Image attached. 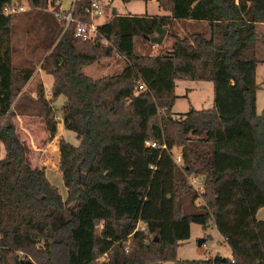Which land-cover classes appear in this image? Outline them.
Masks as SVG:
<instances>
[{"label": "trees", "instance_id": "16d2710c", "mask_svg": "<svg viewBox=\"0 0 264 264\" xmlns=\"http://www.w3.org/2000/svg\"><path fill=\"white\" fill-rule=\"evenodd\" d=\"M16 1L0 0V255L13 264H46L34 253L41 244L51 259L62 245L66 264H264V220L256 218L264 207V112H256L255 75L264 63V34L257 30L264 0H155L161 9L163 1L169 4L170 13L111 14L95 40L76 37L73 22L64 29L65 20L40 12L47 52L41 70L53 78L49 97L42 82L27 95L33 68H14L18 13L4 7ZM27 1L59 11L57 0ZM88 3L75 2L74 19H88ZM178 21L202 28L173 34L170 50L135 53L136 36L153 44L159 29ZM112 54L125 59L119 74L92 79L82 73V66ZM179 80L211 82L213 107L175 115ZM60 96L64 129L78 141L60 137L59 157L54 146L65 198L45 167L31 164L13 122L35 115L52 140ZM191 176L202 178L200 194ZM65 215L56 240L50 220ZM192 223L213 224L230 257L178 259Z\"/></svg>", "mask_w": 264, "mask_h": 264}, {"label": "rangeland", "instance_id": "374dc122", "mask_svg": "<svg viewBox=\"0 0 264 264\" xmlns=\"http://www.w3.org/2000/svg\"><path fill=\"white\" fill-rule=\"evenodd\" d=\"M61 8L66 10L69 8L71 0H60ZM102 5L105 7L106 17H99L96 23H103L105 19H108L112 14V10L115 9V14L127 15V14H148V15H167L169 14V4L163 1L165 8L161 9L155 0L143 1V0H131L124 2L122 0H102ZM18 7H22L23 11L14 15L13 35H12V46L13 55L12 61L14 68L26 69L33 68L34 75L31 81L27 84L26 93L27 95H34L37 85L41 82L39 78V70H41V64L43 63L47 52L43 49V39L45 36L44 28L41 26V19L38 13L43 12L52 15L50 21H56L54 14L50 12L51 7H40L33 8L28 4L27 0H17L14 2ZM201 25H194L187 23L186 21H178L173 23L172 27L166 31L165 36L161 44H150L144 42L142 36H136L134 38L135 53L139 55L144 54H159L163 51L170 50L173 42L172 35L178 34L180 37L185 36L193 32L194 30L201 29ZM258 34H264V23L257 24ZM158 33H155L157 36ZM264 38V35H263ZM104 44H107L104 42ZM125 66V59L119 57L117 54H112L108 57H101L98 61L88 65H84L81 68L83 74L89 76L92 79H99L104 77H110L119 74ZM256 83L258 89L256 90V112H264V63H260L256 68ZM52 79L51 75H48ZM175 94L177 96L173 112L175 115L187 112L190 107L196 109L211 108L213 107V88L212 83L208 81H191V80H179L176 82ZM64 96H60L56 102L55 107L57 111L55 113L56 120L62 118V111L60 109ZM61 114V115H60ZM4 122V119H0V124ZM16 133L19 139L24 142L30 148V160L33 166H45L47 162L51 165L54 163V156L50 153V146L47 145V137L43 132L44 127L42 126L40 119L35 116H20V118L13 120ZM65 139L77 145L78 141L75 134L71 131H66ZM2 144L0 143V157L2 155L1 150ZM45 148L47 151H40ZM46 152V153H45ZM172 153H179V148L174 147ZM47 154L48 159L45 156ZM49 154V155H48ZM60 155V154H59ZM46 176L49 181L55 185L62 197H65L66 191L63 185L62 176L59 168L51 166L46 169ZM200 194V193H198ZM204 203L202 198H198L195 204L202 205ZM68 216H55L50 220L52 229L56 232V240H59L62 233V227ZM256 218L264 220V207L256 214ZM203 239L204 242L201 246H198V240ZM221 235L213 227V224H209L208 227L203 228L199 224L192 223L190 225V236L187 240L183 241L176 250V256L178 259L193 260V259H204L210 258L217 254L219 250L220 255H229L230 249L222 243ZM34 253L37 255L41 262L46 264H66L65 253L62 245L56 247L53 259L48 258L43 254L41 244L37 245L34 249ZM18 256L24 254L19 252ZM0 264H13L11 256L0 255ZM169 264V263H167Z\"/></svg>", "mask_w": 264, "mask_h": 264}, {"label": "built area", "instance_id": "2783aa9c", "mask_svg": "<svg viewBox=\"0 0 264 264\" xmlns=\"http://www.w3.org/2000/svg\"><path fill=\"white\" fill-rule=\"evenodd\" d=\"M76 1L77 0H71L69 8L64 10L61 8V1L57 0L56 4L59 5V11H55L54 8L51 7L50 12H52L58 20H62V19L65 20L64 29L70 22H73L74 23L73 32L76 37H80L84 40H95L96 38H98V36H100L98 26L102 24V23H96V20L99 17H106L105 7L101 3L102 0H89V3L85 8V13L88 17L87 20H76L73 18L72 12ZM22 11L23 8L18 7L16 4L7 5L4 7V13L6 14H16ZM142 87L143 86L140 85L139 88L141 89ZM145 145L156 147V143L153 141H145ZM173 157H174V162L179 165L181 163L180 153L174 154ZM188 180L192 188L197 193H200L202 189V178L191 176L188 178Z\"/></svg>", "mask_w": 264, "mask_h": 264}, {"label": "crops", "instance_id": "0c3cea01", "mask_svg": "<svg viewBox=\"0 0 264 264\" xmlns=\"http://www.w3.org/2000/svg\"><path fill=\"white\" fill-rule=\"evenodd\" d=\"M187 23H190L189 21H186ZM257 68V67H256ZM39 71H41V72H39V78L41 79V82L43 83V86H44V89H45V94H46V96L47 97H49V94H50V90H51V86H52V82H53V78L52 79H50L49 78V74H47V73H45L44 71H42V70H39ZM52 77V76H51ZM31 81V80H30ZM29 81V82H30ZM28 82V83H29ZM177 82V81H176ZM27 83V84H28ZM27 86V85H26ZM176 101V100H175ZM174 105H175V103H174ZM174 107V106H173ZM62 113V112H61ZM61 115V114H60ZM18 118H20V116H18ZM58 121V124H57V134H56V136L52 139V140H48V134H47V132H46V130L44 129L43 130V132L45 133V136L47 137V145H49L50 146V153L49 154H53L52 155V158H53V156H54V158H55V155H54V146H55V142H57L56 143V145H57V151H58V157H59V138L60 137H65V133H66V130L64 129V126H63V121H62V118H59V120H57ZM42 124V123H41ZM42 126H43V124H42ZM45 150V148H43V149H41L40 151H44ZM45 151H47V152H49L48 150H45ZM46 153V152H45ZM48 154V155H49ZM45 156H47V154L45 155ZM47 159H48V156L46 157ZM58 164H59V160L57 161V162H54L53 164H49L48 162H47V164L44 166L45 167V172H46V169L48 168V167H51V166H56V167H58ZM45 175H46V173H45ZM47 177V176H46ZM48 179V178H47ZM49 180V179H48ZM63 198H65V197H63ZM223 239V238H222ZM222 243H224L223 242V240H222ZM217 250V254H219V250L218 249H216ZM220 255V254H219ZM230 255H231V253L228 255L229 257H230ZM222 256H227V255H222Z\"/></svg>", "mask_w": 264, "mask_h": 264}, {"label": "water", "instance_id": "95a60500", "mask_svg": "<svg viewBox=\"0 0 264 264\" xmlns=\"http://www.w3.org/2000/svg\"><path fill=\"white\" fill-rule=\"evenodd\" d=\"M115 13H116V10L113 9V10H112V14H115ZM157 33H158V35L155 36V37H153V38H152V41H153V43L161 44V43H162V40H163V38H164V36H165L166 30H165L164 28H161V29H159V30L157 31ZM53 230H54V229H53ZM203 242H204L203 239L198 240V243H197L198 246H201Z\"/></svg>", "mask_w": 264, "mask_h": 264}]
</instances>
